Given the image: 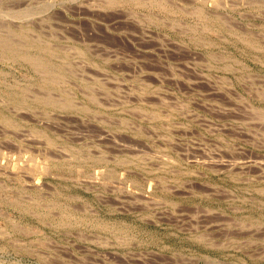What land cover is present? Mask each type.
Listing matches in <instances>:
<instances>
[{
    "label": "rangeland",
    "instance_id": "1",
    "mask_svg": "<svg viewBox=\"0 0 264 264\" xmlns=\"http://www.w3.org/2000/svg\"><path fill=\"white\" fill-rule=\"evenodd\" d=\"M0 264H264V0H0Z\"/></svg>",
    "mask_w": 264,
    "mask_h": 264
},
{
    "label": "bare ground",
    "instance_id": "2",
    "mask_svg": "<svg viewBox=\"0 0 264 264\" xmlns=\"http://www.w3.org/2000/svg\"><path fill=\"white\" fill-rule=\"evenodd\" d=\"M6 45H7V44H6ZM3 46H4V45H3ZM9 46H10V45H9ZM36 47H37V46H36ZM44 47H45V46H44ZM2 49H3V48H2ZM12 49H13V48H12ZM6 50H7V49H6ZM10 50H11V49H10ZM15 50H16V49H15ZM43 50H45V49H43ZM43 50H42V51H43ZM11 51H12V50H11ZM13 53H14V51H13ZM51 53H52V52H51ZM36 58H37V57H36ZM44 58H45V57H44ZM49 58H50V57H49ZM33 59H34V57H33ZM33 59H32V60H33ZM37 59H38V58H37ZM42 59H43V58H42ZM34 62H35V61H34ZM34 62H33V63H34ZM35 66H36V65H35ZM37 66H38V65H37ZM41 66H42V65H41ZM39 67H40V66H39ZM41 68H42V67H41ZM41 68H40V69H41ZM46 69H47V68H46ZM41 72H42V71H41ZM51 72H52V71H51ZM43 73H44V72H43ZM52 74H53V73H52ZM41 75H42V73H41ZM43 75H44V74H43ZM45 75H46V72H45ZM48 75H49V73H48ZM52 76H53V75H52ZM48 79H49V78H48ZM42 80H43V79H42ZM49 82H51V81H49ZM49 84H50V83H49ZM51 85H52V84H51ZM36 100H37V99H36ZM42 101H43V100H42ZM49 102H50V101H49ZM42 104H43V103H42ZM44 105H45V104H44ZM54 105H55V104H54Z\"/></svg>",
    "mask_w": 264,
    "mask_h": 264
}]
</instances>
